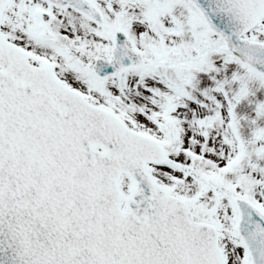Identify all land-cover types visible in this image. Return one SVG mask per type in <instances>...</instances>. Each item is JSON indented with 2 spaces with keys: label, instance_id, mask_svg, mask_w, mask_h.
Instances as JSON below:
<instances>
[{
  "label": "snow or ice",
  "instance_id": "6c2138e0",
  "mask_svg": "<svg viewBox=\"0 0 264 264\" xmlns=\"http://www.w3.org/2000/svg\"><path fill=\"white\" fill-rule=\"evenodd\" d=\"M0 264H264V0H0Z\"/></svg>",
  "mask_w": 264,
  "mask_h": 264
}]
</instances>
